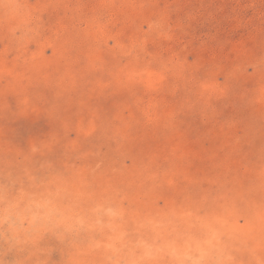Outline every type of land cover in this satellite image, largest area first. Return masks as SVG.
Here are the masks:
<instances>
[{"label": "rangeland", "instance_id": "1", "mask_svg": "<svg viewBox=\"0 0 264 264\" xmlns=\"http://www.w3.org/2000/svg\"><path fill=\"white\" fill-rule=\"evenodd\" d=\"M0 264H264V0H0Z\"/></svg>", "mask_w": 264, "mask_h": 264}, {"label": "snow or ice", "instance_id": "2", "mask_svg": "<svg viewBox=\"0 0 264 264\" xmlns=\"http://www.w3.org/2000/svg\"><path fill=\"white\" fill-rule=\"evenodd\" d=\"M110 214H112V213H110ZM95 246H97V247H98V246H100V245H99V244H97V243H95Z\"/></svg>", "mask_w": 264, "mask_h": 264}]
</instances>
